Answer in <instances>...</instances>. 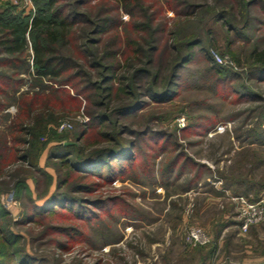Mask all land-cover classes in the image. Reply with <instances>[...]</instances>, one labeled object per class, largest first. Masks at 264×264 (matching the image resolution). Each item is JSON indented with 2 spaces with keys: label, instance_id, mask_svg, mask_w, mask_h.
<instances>
[{
  "label": "rangeland",
  "instance_id": "374dc122",
  "mask_svg": "<svg viewBox=\"0 0 264 264\" xmlns=\"http://www.w3.org/2000/svg\"><path fill=\"white\" fill-rule=\"evenodd\" d=\"M25 1L31 9L30 0ZM195 1L202 5V16L199 13L200 18L185 23L179 32L174 31L175 14L167 5L161 11L162 2H156L150 10L155 17L152 27L159 29L155 41L158 49L154 62L147 65V73L136 81L141 85L139 90L154 85L155 74L163 79L169 75L177 58L194 53L175 79L177 92L171 100L156 102L151 96L133 99L122 95L110 103L98 96L93 99L100 101L96 105L78 96V113L62 116L48 123L38 137H29L18 125L27 120L26 107L31 103L37 108L53 105L55 111H62L65 103L67 111L75 105L60 92L51 94L49 87L44 96L34 95L41 87L30 75L31 56L27 59L30 71H22L21 63L9 70L16 79L25 81L19 90L25 95L20 101L16 99L20 92L15 98L0 100V207L7 213L1 220L0 233L5 229L21 235L18 245L31 258L38 259L37 264H264V219L247 231L241 230L240 203L236 198L247 197L234 196L231 189L237 186L222 190L224 180L250 177L253 182L264 183V164L256 168L260 161L264 162V148L260 144L249 146L264 128V82H257L252 58L254 45L264 47V25L259 24L264 19L263 7L251 6L249 26L241 30L247 2L253 0H244L242 6L237 0ZM16 2L12 4L21 8ZM257 2L264 4V0ZM221 12L229 15L230 21L236 19L235 30L216 20ZM165 21L169 24H161ZM187 43H195L193 49ZM213 51L231 61L219 65L236 75L220 87L208 74ZM140 63L135 66L145 67ZM130 71L126 83L131 85ZM163 79L155 87L163 88ZM65 87L75 95L71 86ZM236 89L246 94L253 91L258 97L237 100ZM5 102L9 106L2 109ZM131 102L140 103V107L117 118L116 110ZM88 109L109 120L87 130L86 140L77 141L78 123L90 122ZM182 117L184 127L178 123ZM219 126L227 128L220 132ZM121 134L124 141L134 142L137 148L136 160L124 167L114 160L115 174L120 167L125 172L112 182L100 176L80 179L78 174L71 175L70 182L61 187L71 192L78 181L88 186L87 191L72 194L84 200L98 196L106 200L98 207L86 203L97 212L93 216H98L90 225L81 218L64 215L21 223L26 209L44 202L42 199L54 191L57 181L66 179L68 170L51 158L59 145L73 144L69 147L70 158L76 159L80 151L86 155L94 147L103 149L113 145L114 140L121 141ZM22 139L26 142H19ZM72 226L78 228V235H71ZM195 226L210 234V244L194 247L187 243L189 230ZM60 227L67 228L60 231Z\"/></svg>",
  "mask_w": 264,
  "mask_h": 264
},
{
  "label": "trees",
  "instance_id": "16d2710c",
  "mask_svg": "<svg viewBox=\"0 0 264 264\" xmlns=\"http://www.w3.org/2000/svg\"><path fill=\"white\" fill-rule=\"evenodd\" d=\"M160 1L162 2L159 3L161 11H164L167 5V8L175 14L172 19L176 27L175 32H179L185 23L200 18L202 5L195 0H30L31 9H28L24 2L20 3L21 8L12 3L0 4V100L10 99L20 92L21 85L25 81L16 79L12 76L14 73H9V70L17 68V64L21 63L22 71H30L31 66L27 59L31 56L33 71H30V75L41 87L40 90L35 91L34 95L44 96L46 88L49 87L52 90L51 94L60 92L75 105L73 110L67 111L64 110L67 104L65 103L62 111H55L53 105H48V102H45L48 106L42 108H37L35 103H31L29 107H26L27 120L19 122L18 126H21V131L26 136L38 137L41 132L43 133V129H46L48 123H55L62 116L78 113L80 108L78 96L85 97L90 103L98 96L108 99L111 103L112 100L119 99L122 95L132 96L133 99L151 96L156 102L171 100L172 95L177 92L178 83L175 79L179 77L183 66L193 58V51L181 59L177 58L169 75L167 74L164 79L159 74H155L152 80L154 85L145 90H139L141 85H136V81L141 80L147 73V65L154 62L155 52L158 49L155 41L159 29H156L157 26L152 27L155 17L150 10L152 5L155 6V3ZM236 3L242 6L244 0H237ZM259 4L264 11V4L258 3L257 0L247 2L248 7L241 30L249 26L251 6ZM230 8L233 9L232 6ZM123 15H127L128 18L125 19ZM215 17L216 20L224 22L230 30L236 29L234 17L231 19L234 22L230 21L229 15L223 12ZM164 23L169 24L167 21L161 24ZM259 24L264 25V19L259 20ZM194 44L187 43V46L193 49ZM252 58L257 68L254 76L258 83H262L264 82V47L259 48L254 45ZM139 61L145 67L135 66ZM228 70L213 61L208 74L215 78L214 83L220 87L221 83L228 81L234 75ZM121 71L128 73L121 74ZM129 71L133 79L131 85L126 83ZM159 79L165 81L161 89L160 86L155 87ZM65 85L71 86L75 95ZM235 92L237 100L244 98L255 100L258 97L253 95L255 94L253 91L246 94L236 89ZM23 95H25L24 91L20 92V96L16 97L17 101H20ZM16 99H14L15 102H17ZM93 103L99 105L100 101ZM131 104L132 102L117 109L115 116L117 118L128 116L140 107V103ZM8 106L9 102H5L1 107L4 109ZM87 114L90 122L85 125L78 123L77 141L86 140L89 137L87 130H93L109 120L108 116L89 109ZM123 136L120 138L121 141L114 140L113 145L103 149L96 150L94 147L86 155L81 154L80 151L76 159L70 158L69 147L73 144L59 145L51 158L57 162V166L59 164V167L68 170L65 174L66 179L57 181L54 191L42 199L44 202L34 203L32 210L26 209L21 223H37L39 218L64 215L68 218H81L84 223L90 225L91 220L98 216H93L97 212L86 203L98 207L105 204L103 202L106 200L100 196L84 200L72 194L74 191H87L88 186L77 183L78 181L73 184L71 192L61 190V187L70 182L71 175L78 174L77 177L80 179L92 175L100 176L112 182L122 172H125L124 165L136 160L137 148L134 142L124 141ZM255 136V139H249V146L260 144L262 145L260 147L264 148V128ZM20 141L26 142V139ZM114 160L123 165L117 175L115 174L116 167L113 165ZM172 164L173 171L174 162ZM263 164L264 162L260 161L256 168L260 169ZM104 170L108 172L106 175H104ZM233 186L241 189L240 191L237 187L231 189L234 196H246L251 201L260 200L261 193L264 191V183L253 182L250 177L242 180L233 179L232 182L222 181V190H229ZM4 214L7 215L0 207V224L4 219ZM66 228L60 227L59 230L64 231ZM69 228L73 236L80 233L75 226ZM1 230L3 231L0 233V264H37L39 262L38 259L31 258L18 245L21 235L9 233L5 229Z\"/></svg>",
  "mask_w": 264,
  "mask_h": 264
},
{
  "label": "built area",
  "instance_id": "2783aa9c",
  "mask_svg": "<svg viewBox=\"0 0 264 264\" xmlns=\"http://www.w3.org/2000/svg\"><path fill=\"white\" fill-rule=\"evenodd\" d=\"M212 56L214 61L217 64H226L231 63L227 57H221L217 55L214 51L212 52ZM185 119L184 117L178 119V123L180 127L185 126ZM227 126H219L218 131H225ZM240 203V217H241V225L240 228L243 231H247L250 226L259 223L264 219V199L261 198L258 201H251L245 197H237L236 198ZM212 238L210 234L203 229L202 227L195 226L189 230L187 235V243L191 246H205L210 244ZM252 264H259V263H252Z\"/></svg>",
  "mask_w": 264,
  "mask_h": 264
},
{
  "label": "crops",
  "instance_id": "0c3cea01",
  "mask_svg": "<svg viewBox=\"0 0 264 264\" xmlns=\"http://www.w3.org/2000/svg\"><path fill=\"white\" fill-rule=\"evenodd\" d=\"M17 0H0V4H4V3H15ZM20 3H23L24 2V0H18ZM17 1V2H18ZM16 2V3H17ZM26 5H28V3L25 1L24 2ZM264 192V191H263ZM264 197V193H261V198H263ZM259 264H262V263H259Z\"/></svg>",
  "mask_w": 264,
  "mask_h": 264
}]
</instances>
